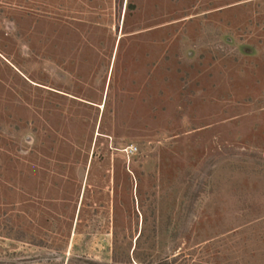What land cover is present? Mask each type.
Listing matches in <instances>:
<instances>
[{
  "label": "rangeland",
  "instance_id": "1",
  "mask_svg": "<svg viewBox=\"0 0 264 264\" xmlns=\"http://www.w3.org/2000/svg\"><path fill=\"white\" fill-rule=\"evenodd\" d=\"M0 264H264V0H0Z\"/></svg>",
  "mask_w": 264,
  "mask_h": 264
}]
</instances>
